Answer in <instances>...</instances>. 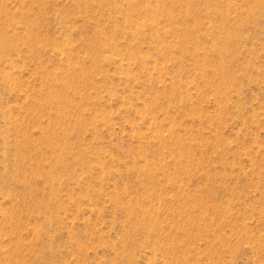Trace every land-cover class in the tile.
<instances>
[{"label":"rangeland","instance_id":"rangeland-1","mask_svg":"<svg viewBox=\"0 0 264 264\" xmlns=\"http://www.w3.org/2000/svg\"><path fill=\"white\" fill-rule=\"evenodd\" d=\"M0 264H264V0H0Z\"/></svg>","mask_w":264,"mask_h":264}]
</instances>
